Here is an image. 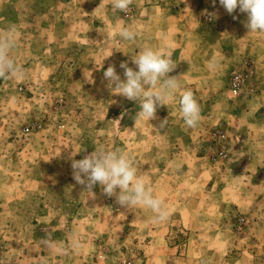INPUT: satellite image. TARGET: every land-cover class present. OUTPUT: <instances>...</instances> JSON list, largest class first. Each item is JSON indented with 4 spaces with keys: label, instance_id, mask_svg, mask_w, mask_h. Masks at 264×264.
<instances>
[{
    "label": "rangeland",
    "instance_id": "obj_1",
    "mask_svg": "<svg viewBox=\"0 0 264 264\" xmlns=\"http://www.w3.org/2000/svg\"><path fill=\"white\" fill-rule=\"evenodd\" d=\"M246 20L219 0H133L127 12L0 0V38L15 28L10 57L25 73L0 79V264H264V33L255 44ZM146 46L172 53L180 83L150 121L103 77L114 65L124 79L121 62L137 70ZM185 90L196 128L180 114ZM101 146L134 159L165 221L73 179L72 159Z\"/></svg>",
    "mask_w": 264,
    "mask_h": 264
},
{
    "label": "clouds",
    "instance_id": "obj_2",
    "mask_svg": "<svg viewBox=\"0 0 264 264\" xmlns=\"http://www.w3.org/2000/svg\"><path fill=\"white\" fill-rule=\"evenodd\" d=\"M114 11L127 12L133 0H111ZM215 3V0H213ZM219 4L232 14L239 9L247 14L244 26L248 32L264 33V0H219ZM213 18L215 14H211ZM165 34H161L163 37ZM119 36L134 42L137 33L130 28H121ZM17 33L10 28L5 37L0 38V79H21L23 69L10 57L11 50L16 46ZM172 53L165 54L152 47H143L132 56V62L137 70L128 67L127 62H121L124 79L117 74L115 66L110 65L103 73L109 89L130 101L139 104L135 119L156 120L157 108L168 105L174 100L180 83L175 76H170L175 69ZM214 66V65H210ZM180 114L189 128H196L202 117L201 107L191 90H185L178 100ZM167 119L162 120L158 127L164 128ZM76 155V154H75ZM73 155V156H75ZM73 179L86 190L92 191L99 184L103 194L115 197L117 204L122 207L142 205L155 215L153 222L165 221L169 216L168 209L161 198L153 195L152 188L146 185L143 175L138 174L134 159L120 148L106 150L103 146L96 148L83 159H72ZM119 190V191H117ZM93 192V191H92Z\"/></svg>",
    "mask_w": 264,
    "mask_h": 264
},
{
    "label": "crops",
    "instance_id": "obj_3",
    "mask_svg": "<svg viewBox=\"0 0 264 264\" xmlns=\"http://www.w3.org/2000/svg\"><path fill=\"white\" fill-rule=\"evenodd\" d=\"M259 34H261L260 32H257V34H256V37L254 36V42H255V44H257V41H258V43L260 44L261 43V41L260 40H257V39H259ZM257 54H258V56H264V51H262V52H257Z\"/></svg>",
    "mask_w": 264,
    "mask_h": 264
},
{
    "label": "built area",
    "instance_id": "obj_4",
    "mask_svg": "<svg viewBox=\"0 0 264 264\" xmlns=\"http://www.w3.org/2000/svg\"><path fill=\"white\" fill-rule=\"evenodd\" d=\"M241 75L240 76H237L236 78H235V86L236 87H238L239 86V84L241 83Z\"/></svg>",
    "mask_w": 264,
    "mask_h": 264
}]
</instances>
